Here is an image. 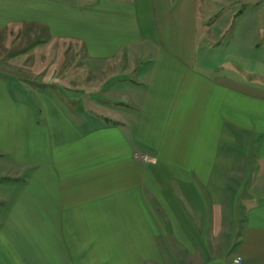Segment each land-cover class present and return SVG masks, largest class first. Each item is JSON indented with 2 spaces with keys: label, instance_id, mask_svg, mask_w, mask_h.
<instances>
[{
  "label": "crops",
  "instance_id": "crops-1",
  "mask_svg": "<svg viewBox=\"0 0 264 264\" xmlns=\"http://www.w3.org/2000/svg\"><path fill=\"white\" fill-rule=\"evenodd\" d=\"M244 6L264 15L0 0V27L40 26L88 76L33 104L0 75V264H264V23L232 29Z\"/></svg>",
  "mask_w": 264,
  "mask_h": 264
},
{
  "label": "rangeland",
  "instance_id": "rangeland-1",
  "mask_svg": "<svg viewBox=\"0 0 264 264\" xmlns=\"http://www.w3.org/2000/svg\"><path fill=\"white\" fill-rule=\"evenodd\" d=\"M239 1L236 0V2ZM218 3L219 7L223 5V2ZM235 4L237 7L238 3ZM206 5L209 10L212 2L207 1ZM233 19L232 29H244V27L255 29L256 25L259 26V21L264 23V15H260V11H257L255 7L251 9L247 6L242 7L240 13ZM57 43L59 42L51 40L47 33L34 23L11 19L4 28L0 27V75L8 79L13 92H16L19 97L25 98L33 104L37 102L35 97L39 91L56 98L57 91L54 86L51 84L42 85V80L49 81L53 77L63 78L65 72L68 76H72L74 71L76 78L84 77L86 79L88 77L82 73V69L67 71V62H72V60H67L65 52L57 51ZM72 55L75 61L74 66L82 64V54L79 55L75 52ZM20 82L22 86H20ZM33 89L39 91L36 92ZM80 103L84 106V101Z\"/></svg>",
  "mask_w": 264,
  "mask_h": 264
},
{
  "label": "built area",
  "instance_id": "built-area-1",
  "mask_svg": "<svg viewBox=\"0 0 264 264\" xmlns=\"http://www.w3.org/2000/svg\"><path fill=\"white\" fill-rule=\"evenodd\" d=\"M140 159L143 160V161H146V162L149 161V157H148V156H145V155H141V156H140ZM236 263H237V264H240V263H241V259H240V258L237 259V260H236Z\"/></svg>",
  "mask_w": 264,
  "mask_h": 264
}]
</instances>
